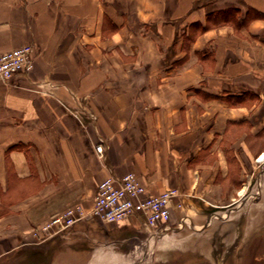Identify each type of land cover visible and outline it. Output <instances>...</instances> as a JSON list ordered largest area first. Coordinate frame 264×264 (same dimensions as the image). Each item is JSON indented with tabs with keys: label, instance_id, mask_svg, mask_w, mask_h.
<instances>
[{
	"label": "crops",
	"instance_id": "crops-1",
	"mask_svg": "<svg viewBox=\"0 0 264 264\" xmlns=\"http://www.w3.org/2000/svg\"><path fill=\"white\" fill-rule=\"evenodd\" d=\"M27 43L30 71L0 80V264H155L181 224L259 201L264 0H0V54ZM108 172L150 195L176 187L167 221L92 217L28 236L90 206ZM251 237L239 264L264 261V229ZM195 258L184 264H213Z\"/></svg>",
	"mask_w": 264,
	"mask_h": 264
},
{
	"label": "rangeland",
	"instance_id": "rangeland-1",
	"mask_svg": "<svg viewBox=\"0 0 264 264\" xmlns=\"http://www.w3.org/2000/svg\"><path fill=\"white\" fill-rule=\"evenodd\" d=\"M261 154L262 152L254 158V161H258V158ZM96 158L99 160L98 153H96ZM124 174H122L121 176H123ZM132 174L133 178L130 179V182H137L139 186H142L144 188L143 183L140 181L138 176L134 173ZM262 182L263 184L259 189L261 196L259 201L256 203H252L251 201H249L239 210H236L232 213L228 212L226 214L228 215V218L225 217L223 219H219L217 217H212L208 225L206 227L201 228L200 230H193L190 228V226H188V224H181L182 229L179 230V236H174V238L171 239V243L164 249H162L161 246L158 245V250L156 252L157 261L155 262V264H162V260L159 258H163V256H169V259L167 258V260H164L166 261L165 264H184L188 262L189 258H195L199 254V251L201 254L200 257L198 259L195 258L194 260L198 261L209 259L213 264H239V256L242 249V240L247 237L250 239L252 238L251 236L254 235L256 232H260V230L264 229V174L262 176ZM169 188H173V186L166 187L153 195H157L165 189ZM144 193L146 192L144 191ZM28 195L29 193L24 194V197ZM35 200L36 198L28 199L29 202H33ZM93 202H97V199H95V197H93L92 203ZM91 204L90 206L82 205L85 210L82 216L83 218L81 220L92 218L91 216L95 217V215H97L88 212L91 208ZM58 213H53L47 218H45L44 221H42L29 231L28 236H30V238L32 237L34 241H38L41 240L40 234L43 232L45 227H61L63 225V221ZM132 216L134 215L128 214L126 219ZM96 218L98 220L100 218V221L104 222L105 224L123 221V219L106 220L104 217L102 218V216H98ZM155 226L156 224L153 227ZM230 240H232V244ZM255 250L256 249H254L253 251L254 253ZM260 250L262 253L264 251V247H260L259 251ZM247 264H264V261H257L255 260V257L252 256V258L248 260Z\"/></svg>",
	"mask_w": 264,
	"mask_h": 264
},
{
	"label": "built area",
	"instance_id": "built-area-1",
	"mask_svg": "<svg viewBox=\"0 0 264 264\" xmlns=\"http://www.w3.org/2000/svg\"><path fill=\"white\" fill-rule=\"evenodd\" d=\"M32 49L33 46L27 43L3 51L0 54V80L8 82L19 73L30 71L33 66ZM94 148L99 158L102 159L105 149L102 141L95 144ZM131 178H133L132 173L116 176L113 172H108L97 185V191L94 195L97 202H93L88 211L97 215L91 217L102 216L106 220H125L128 214H133L150 227L159 222L167 221L169 201L179 195V190L173 187L165 189L157 195H148L144 193L145 189L139 186L137 182H130ZM84 210L82 204L79 203L65 207L58 213L63 225L57 228L45 227L40 234L41 240L36 242L48 239L80 221L83 218Z\"/></svg>",
	"mask_w": 264,
	"mask_h": 264
},
{
	"label": "bare ground",
	"instance_id": "bare-ground-1",
	"mask_svg": "<svg viewBox=\"0 0 264 264\" xmlns=\"http://www.w3.org/2000/svg\"><path fill=\"white\" fill-rule=\"evenodd\" d=\"M260 159H264V153H262V154L260 155L259 160H260Z\"/></svg>",
	"mask_w": 264,
	"mask_h": 264
}]
</instances>
